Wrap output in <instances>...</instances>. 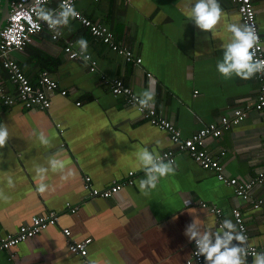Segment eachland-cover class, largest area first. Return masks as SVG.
I'll use <instances>...</instances> for the list:
<instances>
[{
    "label": "crops",
    "instance_id": "obj_1",
    "mask_svg": "<svg viewBox=\"0 0 264 264\" xmlns=\"http://www.w3.org/2000/svg\"><path fill=\"white\" fill-rule=\"evenodd\" d=\"M252 1L264 47V0ZM6 3L9 6L10 0H1L0 18ZM186 3L77 0L76 8L106 25L115 41L141 57L140 64L125 62L76 18L61 29L58 39L53 40L44 28L22 51L11 53L30 80L36 81L45 71L59 89L50 93L47 109H27L18 102L9 105L0 100V123L7 125L10 136L0 149V189L9 196L0 201V238L17 233L33 216L55 211L58 220L0 252V264H83L68 250V243L87 237L92 238L87 259L94 264H186L193 242L184 229L193 218L219 229L210 205L221 209L222 221L227 218L233 223L231 210L238 208L247 226V244L264 247L263 209L253 208L215 171L203 169L187 153L176 154L175 174L160 178L147 195L138 188L144 173L135 171V153L145 147L154 153L175 147L165 131L141 117L123 96L112 93L113 79L120 78L137 95L154 84L153 106L184 137L218 121L231 107L253 103L261 84L257 75L226 80L216 70L221 45L230 35L225 24L242 23L235 3L219 0L224 15L212 33L187 20L182 12ZM57 6L58 0L45 5ZM80 37L88 41L97 64L94 71L89 62L85 66L82 60L70 59L64 50L66 45L78 49L75 42ZM0 81L14 92L3 71ZM63 89L66 94L60 93ZM40 131L51 139L49 147L34 135ZM204 147L219 157L227 176L248 181L264 167V113L250 108L240 124L223 130L219 138H208ZM52 156L63 159L71 174L61 179V174L49 172V190L40 193L34 167ZM8 176L15 187L7 186ZM86 176L98 188L129 177L133 183L110 197H93L82 187ZM251 194L264 200V187L254 186ZM64 228L70 229L69 238ZM251 260L248 257L249 264Z\"/></svg>",
    "mask_w": 264,
    "mask_h": 264
},
{
    "label": "built area",
    "instance_id": "obj_2",
    "mask_svg": "<svg viewBox=\"0 0 264 264\" xmlns=\"http://www.w3.org/2000/svg\"><path fill=\"white\" fill-rule=\"evenodd\" d=\"M52 0H48L49 4ZM237 6V10L240 14L242 24H250L254 26L257 34L260 37L259 51H257V57L264 59V47L262 44V38L256 19V11L252 0H232ZM33 0H10L8 6L9 14L5 19V22L0 27V72L3 71L7 74L8 80L14 86V92L10 93L5 85L0 81V100L4 104L20 103L21 106L27 109L38 108L47 109L51 105L50 93L59 89L58 82L51 78L47 72H41L36 81L30 80V78L24 73L18 61L11 57L13 51H22L27 44L32 41L34 35H37L44 28L48 29L47 25L43 21L37 20L36 16L31 12L30 5ZM62 0H58V6L55 10H58ZM77 0H72L78 16L76 19L81 25L88 28L89 32L96 37H100L104 43L117 52L125 62L140 64L142 59L136 55L129 47L124 44H120L119 41L114 40L113 33L109 28L100 23L97 20H93L87 15L80 12L75 4ZM2 10L0 0V12ZM40 24V29L35 28V24ZM49 30V29H48ZM51 32V31H50ZM52 38V33H51ZM53 39V38H52ZM58 39V37L56 38ZM53 39V40H56ZM68 58L74 60H82L78 55L74 56V53H78L79 49L72 48L71 45L64 47ZM90 65V71H94L96 61L91 57L88 61ZM260 79L261 84L258 94L251 104H245L240 106H234L229 108L223 115H221L218 121L209 122L198 130L194 131L189 136L184 137L181 130L174 125V123L164 117L161 113L157 112L156 108L140 110L139 106L133 100V97L137 94L134 90L126 86L120 78H115L111 82V91L115 96H123L126 102L130 106H134L141 117L149 121L158 129L163 130L169 136L170 142L175 147V150H165L158 153L166 160H175V156L178 152L187 153V155L199 164L203 169L213 170L216 173L217 178L224 184L231 186L237 196L243 200L249 202L253 208H262L264 211V200L256 198L251 194V189L254 186L264 187V167L257 172V174L248 181H238L235 177L227 176L224 173V167L219 161V157L212 154L207 148L204 147V143L208 138H219L223 130L232 126L238 125L244 120L248 114L250 108L264 113V74H256ZM150 76V74H148ZM197 91H194L196 94ZM61 94H66V90H61ZM79 104V103H77ZM228 111L230 113H228ZM132 174V171L129 172ZM133 179H129L126 182L114 181L111 185L103 188L93 187L90 184V177L86 176L83 182V189L91 196L110 197L115 193H118L125 184H132ZM207 203L201 202V206L206 207ZM209 209L217 217V227L219 228L221 220V209L215 205H210ZM72 212H75L76 208L70 207ZM234 218V224L237 225L238 230H242L248 237L247 226L244 222L242 213L238 208L231 210ZM58 220L57 213L50 211L45 214L33 216L31 223L22 224L15 234H6L0 238V252L10 250L20 242H23L41 230L45 229L48 225L55 224ZM63 234L67 238L71 235L69 228L63 229ZM92 238L87 237L84 239L76 240L70 239L68 243V250L79 256L83 264H94L87 259L89 244ZM233 243H236L235 241ZM249 249L248 257H252V253L264 252V247H256L255 245L247 244ZM195 250V244L192 243L191 253L189 258L185 261L186 264H205L203 256L196 257L193 255ZM13 256V255H12Z\"/></svg>",
    "mask_w": 264,
    "mask_h": 264
},
{
    "label": "clouds",
    "instance_id": "obj_3",
    "mask_svg": "<svg viewBox=\"0 0 264 264\" xmlns=\"http://www.w3.org/2000/svg\"><path fill=\"white\" fill-rule=\"evenodd\" d=\"M48 0H33L30 5L31 12L37 20L43 21L56 39L62 35L61 29L67 28L71 19L78 16L72 4V0H62L58 10L45 7ZM183 15L194 22L204 31L213 32V29L221 22L223 10L219 0H187L182 9ZM35 28L40 29L36 23ZM225 30L230 34L227 42L222 43V57L217 60L216 70L224 79H231L233 76L240 79H251L256 74H264V59L257 57L259 51L260 37L254 26L239 22H228ZM78 53L84 65L87 66L91 55L88 51V41L84 37L76 40ZM140 110L151 108L155 101L154 84L141 91L133 97ZM39 143L45 147L51 145V139L43 131L34 133ZM9 130L6 124L0 123V149H3L9 140ZM135 171H143L144 178L138 182L140 191L147 195L150 190L156 188L160 178L169 174H175V161L166 160L158 153L149 151L148 148H141L135 153ZM34 172L39 180L36 190L44 193L49 190L46 178L51 173L61 174V179H66L70 170L66 162L58 156L49 157L45 164H37ZM6 184L9 188L15 187L12 176H8ZM9 196L3 189H0V201H7ZM184 235L190 242H194L195 250L193 255L203 256L205 264H249L247 247L248 237L232 220L225 218L215 229V225H201L195 218L184 229ZM236 243H233V242ZM251 264H264V252L252 253Z\"/></svg>",
    "mask_w": 264,
    "mask_h": 264
},
{
    "label": "water",
    "instance_id": "obj_4",
    "mask_svg": "<svg viewBox=\"0 0 264 264\" xmlns=\"http://www.w3.org/2000/svg\"><path fill=\"white\" fill-rule=\"evenodd\" d=\"M2 16H1V18H0V26H1V23L3 22V21H5V19H6V17L8 16V14H9V9H8V5H7V3L3 6V11H2Z\"/></svg>",
    "mask_w": 264,
    "mask_h": 264
},
{
    "label": "trees",
    "instance_id": "obj_5",
    "mask_svg": "<svg viewBox=\"0 0 264 264\" xmlns=\"http://www.w3.org/2000/svg\"><path fill=\"white\" fill-rule=\"evenodd\" d=\"M41 55H42V57H44V58H45V57H46V58H48V56H47V55H44V54H41Z\"/></svg>",
    "mask_w": 264,
    "mask_h": 264
},
{
    "label": "rangeland",
    "instance_id": "obj_6",
    "mask_svg": "<svg viewBox=\"0 0 264 264\" xmlns=\"http://www.w3.org/2000/svg\"><path fill=\"white\" fill-rule=\"evenodd\" d=\"M16 52H19V51H16Z\"/></svg>",
    "mask_w": 264,
    "mask_h": 264
}]
</instances>
